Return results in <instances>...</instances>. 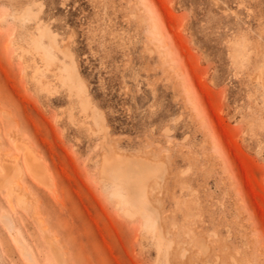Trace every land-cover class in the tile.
Returning <instances> with one entry per match:
<instances>
[{
	"label": "rangeland",
	"instance_id": "obj_1",
	"mask_svg": "<svg viewBox=\"0 0 264 264\" xmlns=\"http://www.w3.org/2000/svg\"><path fill=\"white\" fill-rule=\"evenodd\" d=\"M0 173V264H264V0H0Z\"/></svg>",
	"mask_w": 264,
	"mask_h": 264
},
{
	"label": "bare ground",
	"instance_id": "obj_2",
	"mask_svg": "<svg viewBox=\"0 0 264 264\" xmlns=\"http://www.w3.org/2000/svg\"><path fill=\"white\" fill-rule=\"evenodd\" d=\"M44 37L46 38V36ZM72 76L73 75L71 74L69 75V77H72ZM93 110H96V109L94 108ZM24 163H25L27 172L29 173L30 177L33 179H40L39 175L41 173V170H40L39 165L36 163V160L33 154L26 151L24 153ZM128 168H131V165H129ZM2 172L4 173V187L7 188L8 196L11 197L14 194L16 196L17 204L23 205L25 201H24V195L23 193H21L22 186L19 185V183L17 182L21 180L22 178L21 173H20V166L11 165V164L4 165V167L2 168ZM119 172L120 173H115L112 176L113 184L115 187V192L113 194L114 197H116L117 199H124L129 202L131 200L136 201V205L138 204V206L141 207L145 211V214L147 216H150L152 213H154V209L152 208L150 203H148L147 198H148V193H149V184H150L149 180L151 178H156L160 176L161 171L159 167L146 164L145 166H141L138 170H136V172H126L125 171L123 173L122 170H119ZM19 174L20 176H18ZM16 176L19 177L20 179L18 178L19 179L18 180ZM16 183H18L17 192H15L14 190Z\"/></svg>",
	"mask_w": 264,
	"mask_h": 264
}]
</instances>
